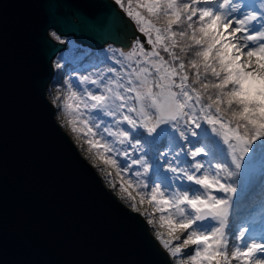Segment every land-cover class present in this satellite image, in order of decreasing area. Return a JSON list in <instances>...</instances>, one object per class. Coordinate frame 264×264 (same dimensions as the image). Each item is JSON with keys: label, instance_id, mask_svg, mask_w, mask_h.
<instances>
[{"label": "snow or ice", "instance_id": "obj_1", "mask_svg": "<svg viewBox=\"0 0 264 264\" xmlns=\"http://www.w3.org/2000/svg\"><path fill=\"white\" fill-rule=\"evenodd\" d=\"M114 5L139 35L64 80L61 126L176 264H264V235L231 224L240 182L264 172V0Z\"/></svg>", "mask_w": 264, "mask_h": 264}, {"label": "water", "instance_id": "obj_2", "mask_svg": "<svg viewBox=\"0 0 264 264\" xmlns=\"http://www.w3.org/2000/svg\"><path fill=\"white\" fill-rule=\"evenodd\" d=\"M51 30L123 51L139 35L114 0H0V264H175L61 126Z\"/></svg>", "mask_w": 264, "mask_h": 264}, {"label": "trees", "instance_id": "obj_3", "mask_svg": "<svg viewBox=\"0 0 264 264\" xmlns=\"http://www.w3.org/2000/svg\"><path fill=\"white\" fill-rule=\"evenodd\" d=\"M73 43L75 46L70 44L69 48L65 50L68 51V54L61 52L57 56L58 58H55V65L56 63H61L64 67L61 69H56L55 67L54 78L48 88V95L52 101L56 95L57 89L63 88V82L67 79V72H74L89 65L99 68L102 65H105L104 63L110 62L109 58L106 57V55H103V52L100 49L85 47L76 43L75 39L73 40ZM108 47H114L122 50V48L116 47L112 44L108 45L104 49ZM56 109L57 116L60 118V109L58 107H56ZM240 187L241 188L233 201L234 217L238 218V222L248 221L249 217H254V215L262 210V206L264 204V176L260 177L258 180L254 179L246 185L243 184Z\"/></svg>", "mask_w": 264, "mask_h": 264}, {"label": "rangeland", "instance_id": "obj_4", "mask_svg": "<svg viewBox=\"0 0 264 264\" xmlns=\"http://www.w3.org/2000/svg\"><path fill=\"white\" fill-rule=\"evenodd\" d=\"M53 32V30L50 31V34ZM59 35V34H58ZM62 39H66L64 41H68L69 45L71 44L72 46H75V44L73 43V37H63L61 36ZM110 48L113 49H118V48H114V47H108L106 49L102 48L100 49L103 52V55H106V57H111V53L108 51ZM128 51V50H125ZM65 54H68V51H63ZM58 58V57H57ZM57 60V59H56ZM110 60V59H109ZM55 60H54V66H55ZM105 65H102L101 67L97 68L96 66L93 65H89L86 67H82L76 71H74L75 73L78 74H87V72L90 71H95L97 69H103L106 68L108 66H115L114 63L112 62V60H110L109 63H104ZM73 72H67L66 73V77L68 78ZM58 117V116H57ZM58 120L60 121V118H58ZM64 128L70 133V135L73 137V134L70 132V130L64 126ZM73 139L75 140V138L73 137ZM81 149V148H80ZM83 152V150H82ZM83 154L85 155V152H83ZM264 176V172H262L259 168V166L257 167V170L255 172V174L249 179V181L247 183L252 182L254 179L258 180L260 177ZM246 185L243 181L240 182V186L242 185ZM241 188V187H240ZM239 188V189H240ZM235 199V198H234ZM234 221V222H233ZM231 223L233 224L232 227L236 228L239 227L241 225L243 226H247L250 229L249 235H256V236H260V235H264V204L262 206V210L259 211L256 215H254V217H249L248 221H239L238 222V218L234 217V210L232 208V216H231ZM175 262V259H174ZM176 264V262H175Z\"/></svg>", "mask_w": 264, "mask_h": 264}]
</instances>
